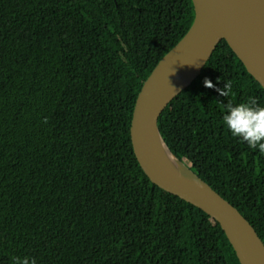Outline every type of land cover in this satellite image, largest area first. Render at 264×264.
<instances>
[{
    "label": "trees",
    "instance_id": "trees-1",
    "mask_svg": "<svg viewBox=\"0 0 264 264\" xmlns=\"http://www.w3.org/2000/svg\"><path fill=\"white\" fill-rule=\"evenodd\" d=\"M194 16L192 0H0V264H241L217 221L149 180L130 138L144 79ZM250 97L264 106L222 40L158 125L264 241V153L223 121Z\"/></svg>",
    "mask_w": 264,
    "mask_h": 264
},
{
    "label": "water",
    "instance_id": "water-1",
    "mask_svg": "<svg viewBox=\"0 0 264 264\" xmlns=\"http://www.w3.org/2000/svg\"><path fill=\"white\" fill-rule=\"evenodd\" d=\"M192 3V25L144 79L136 97L130 123L133 151L154 185L219 223L241 264H264V241L252 223L170 149L158 125L164 109L201 74L222 40L264 89V0Z\"/></svg>",
    "mask_w": 264,
    "mask_h": 264
},
{
    "label": "clouds",
    "instance_id": "clouds-1",
    "mask_svg": "<svg viewBox=\"0 0 264 264\" xmlns=\"http://www.w3.org/2000/svg\"><path fill=\"white\" fill-rule=\"evenodd\" d=\"M219 83V81H218ZM204 86L215 88L216 85L210 79H205ZM223 97H229L232 93V84L225 81L223 88L216 89ZM226 113L223 121L234 137L242 139L252 149H258L264 153V106H260L255 98H249L248 102L226 104ZM17 264H37L35 258H23Z\"/></svg>",
    "mask_w": 264,
    "mask_h": 264
}]
</instances>
